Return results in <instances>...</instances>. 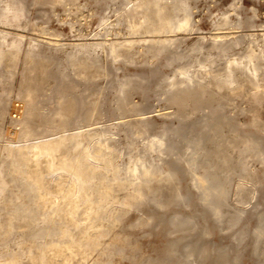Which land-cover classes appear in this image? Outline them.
Instances as JSON below:
<instances>
[{
  "label": "rangeland",
  "instance_id": "374dc122",
  "mask_svg": "<svg viewBox=\"0 0 264 264\" xmlns=\"http://www.w3.org/2000/svg\"><path fill=\"white\" fill-rule=\"evenodd\" d=\"M139 1L141 0H0V29L27 36L23 40L24 44L17 63L11 60L10 53L0 61V259L4 253L19 251L31 243L35 246L37 242H43L46 237L49 241L59 239L58 232L65 227L70 232L73 231L72 233L77 235L75 238L80 239L84 245L75 247L73 254L69 250L63 251L62 254H51L52 264H67L64 262L65 254L74 257L71 264H85V262L86 264H264V233L259 234L257 231V226L262 221L259 214L264 210L263 156L248 154L246 162L250 171L256 169V182L255 185L248 184L246 192L239 188V184L244 180L243 177H248L250 172L243 170V165H240L243 159L239 151L244 145L242 137L262 140L264 149L263 104L258 105L248 86L237 94L225 89L222 90V95L213 97L205 93L200 108L195 110L189 106L190 109H186L188 111L185 112L188 116L182 119L181 109L170 102V92L165 87L166 78L173 77L180 64H189L192 70L200 73L205 72L209 66L222 70L228 59H247L246 55L251 52L252 47L256 52L262 53L264 66V0H187L192 11V25L188 29L176 33L170 32L169 35L146 34L158 38L172 36L174 45L168 51L157 57L153 54L126 53L115 58L109 50L110 41L138 38V35L131 33L128 14L132 6ZM7 3L13 4L18 9V18L8 20L3 17ZM225 21H228V24H224ZM104 29L109 30L110 34L106 35ZM218 33L227 35V40L225 39V42H228L227 47L218 46L220 41L215 40ZM12 36H9V40ZM32 37L39 43V49L46 59L44 68L38 65L32 70L29 62L27 63L26 51ZM96 42L103 44L99 46ZM77 44L88 46L90 44V48L95 45L94 48H97L98 52L96 66L78 70L73 65L70 56L77 52ZM3 48L8 51V44L5 43ZM176 53L183 56L180 61L174 59ZM200 62L205 63L206 68L201 67ZM59 69L68 73L69 78L65 83L60 78ZM32 77H34L32 82L38 86L35 92V105L39 112L53 113L62 94L75 104V110L66 126L58 127L55 132L64 131L65 134H70L87 128L86 130H91L95 138L99 136L107 138L109 135L114 137V145L122 149L123 155L114 160V164L119 168L127 165L130 155L127 151L129 144L135 147L133 153L136 155L146 141L148 142L155 134H160L168 128H180L182 135L174 138L176 145L164 155L162 161L159 160V163H165L170 168L178 170L181 196L176 197L174 184L156 183L158 188L149 191L148 199L134 203L132 207L115 206L117 208L115 213L111 215L108 212L109 215L103 216L105 219L101 217L98 221H101L108 232L102 234L105 237L100 235L94 244H89L90 246L84 243L86 239L80 237L78 232L80 228L77 227V223L90 221L85 207L78 209V214L72 221L64 215H55L57 223L49 230L50 234L46 237L38 236L41 228L47 225L39 219L41 214L37 216V220L25 223L24 219L14 213L16 205L21 202L34 207L30 199L24 195L26 192L24 190L31 180L12 168L11 161L16 159V156L4 147L7 143L5 131H8L11 137L19 126L11 125L12 117H19L21 113L22 103L17 93L31 81ZM124 77L132 78L134 87L128 92V95L130 94L128 100L131 98L129 101L136 108L135 111L125 114L119 111L116 91L117 80ZM19 102L21 105L15 107ZM195 102L196 98H193L189 104ZM94 103L101 104L102 114L100 118L85 125L83 107L87 104L92 106ZM257 106H259L257 114L260 117L256 122L254 109ZM138 108L141 110L138 111ZM209 116L220 118L221 124L215 125V120H212L209 126H205L203 122L210 118ZM224 116L228 117L224 118ZM37 119L40 121L41 116L38 115ZM134 119L149 121L148 131L135 135L128 126V123L134 122ZM1 127L4 128V132L1 131ZM45 132H42L43 136H53L52 132ZM227 137L230 139L227 140ZM197 143L203 148L195 155L199 161L201 160L200 162L205 163V166L218 162L217 172L220 180L226 184V197L206 202L202 198L200 189L193 183L200 174L205 173L204 165L199 164L186 171V163H179L180 160L189 157L191 159L194 156L192 152ZM65 144L66 152L70 147L67 154L69 153L71 157L82 147L80 142L75 144L74 139L66 140ZM233 144L237 146L234 147ZM214 151L218 152L219 157L217 154L211 156ZM187 152L191 155L189 156ZM152 153L150 154L152 158L157 157L156 152ZM221 154L230 155L231 161L227 163ZM55 173L45 171L41 174L44 181L41 191L45 195L48 193L47 196L51 193L60 194L56 187L57 180L59 182L61 176L58 172ZM68 179L70 182L69 177L64 178L65 182L62 181V186L69 184ZM49 185L53 191L50 190ZM253 195L254 198L250 199ZM152 196L155 198L152 199ZM49 207V204L45 205L41 213L48 215ZM216 207H219V213ZM79 211L82 214L79 215ZM240 213L241 217L236 219ZM83 216H86L85 221L82 220ZM8 222L14 225L13 228H9L10 230H7L8 226L6 227ZM122 234H126V241L118 239ZM101 244L108 245L106 249L109 250H103L105 246ZM26 252V250L23 252L24 264H39V262H30Z\"/></svg>",
  "mask_w": 264,
  "mask_h": 264
},
{
  "label": "bare ground",
  "instance_id": "6f19581e",
  "mask_svg": "<svg viewBox=\"0 0 264 264\" xmlns=\"http://www.w3.org/2000/svg\"><path fill=\"white\" fill-rule=\"evenodd\" d=\"M3 17L8 20L16 19L19 17V11L13 4L7 3L6 8H4ZM128 17L130 20L131 33L133 35H138V38L110 41L109 50L112 56L115 58L124 56L126 53L130 55H134L135 53H142L145 55L153 54L157 57L159 54L168 51L174 45V38H171L172 36L158 38V36H146V34H168L170 32L176 33L180 30H186L192 25V11L187 0H141L132 6ZM224 24H228V21H225ZM104 30L106 31V35L110 34L109 30ZM0 33V61H2L7 53H10L11 60H14L17 63L19 59V53L24 44L23 40L27 36L23 33H13L12 31L4 29H0ZM11 35L13 36L9 40V36ZM226 38L227 35H221L218 33V35L215 36V40L220 41L218 42V46L224 45V47H227L226 45L228 42H225ZM5 43H7L9 46L8 51L3 48ZM101 44H103V42H96V45L101 46ZM215 45H217V43ZM76 46H78L77 52L72 54L70 57L73 65L77 67L78 70H85L91 66L97 65L96 63L98 59L96 55L98 52L97 48H94L95 45L92 48H90V44L89 46L87 44H77ZM246 56L247 59H228L225 67L222 70L213 69L212 66L206 68L205 63L200 62L201 67L206 68L205 72L201 73L192 70L191 65L189 64H180L175 70L174 76H169L170 78H166L167 81L165 83V87L170 92V102L176 104L181 109V118L186 119L188 114L185 112L190 109H188L189 106L195 110L198 107L200 108V103L205 93H209L213 97L215 95H222L221 92L225 89L229 90L231 93L237 94L242 92L248 86L249 92L259 103L258 105L263 104L264 106V66L262 64V53L256 52L252 47L251 52ZM182 57L183 56L180 53H176L174 59L180 61ZM26 60L27 63L29 62L30 69L32 70L36 69L38 65L42 68L45 67L46 59L39 49V43L36 42L33 37L31 38V42L26 51ZM59 72L61 80H63L65 83L69 78L68 73L63 69H59ZM32 79H34V77H32L31 81L27 85L23 86L17 93V97L22 103L21 113L19 117H12L13 120L11 125L17 124L19 126L17 127L18 129L12 133L11 137H9L8 131H5L7 143H5L4 147L9 153H13L16 156V159L11 161L12 168L31 180L28 182V186L24 190V192L26 191L24 195L30 199L29 201H31L34 207L27 206L25 202H21L19 205H16L14 213L24 219L25 223H30L33 220H37V216L41 214L39 219H42V222L45 223L44 225H47L43 228L40 227L41 230L38 232V236L46 237L50 234L49 230L53 224L57 223V220L54 217L55 215H64L72 221L76 218L78 209H84L82 207H85V209L88 210L87 218H90V221L88 220V222H86L84 219L86 216H83L82 220H84L85 223H77V227L80 228V231L78 232L81 235L80 237H84L83 240L86 239V242L84 241V243L88 245L94 244V241L98 239L100 235L108 232V230L103 227V224L100 223L101 221H98L101 217L103 218L104 215H109V213L111 215L115 213L117 210L115 206L124 208L132 207L134 203L142 202V200L146 198L148 199L149 191L158 188L156 183L166 182L171 185L174 184L176 189V197L181 196L179 185L180 177L178 170L175 168H170L165 163H159V160L163 159V157H165L164 155H167L169 150H171L174 145H176L174 143V138L182 135L183 133L181 132L180 128H168L163 130L160 134H155L148 142L146 141L143 148L141 147L139 149L140 152L136 155L133 153L135 147L132 144H129L127 146V151H129L130 155L127 165L124 168H119L114 164V160L122 155V149L114 145V137H109V134L107 138H101L100 136L95 138L94 134L90 132L91 130H86L87 128L70 134H65L64 131L57 133L55 132L58 127L66 126L71 114L75 110V104L66 99V97H64L65 95L62 94L53 113L44 114L43 112H39L38 107L35 105V92L37 91L38 86L32 82ZM132 87H134V84L131 77H124L117 80L116 91L118 92L119 111L121 113L125 114L136 110L134 107L135 105L132 106V103L129 101L131 98L128 100V97L130 96V94L128 95V92ZM193 98H196L195 104H189V101ZM21 103H14L15 107L17 105H21ZM258 107L259 106L254 109L255 111L253 110L254 121L256 122L260 117L258 116L259 114H257L259 110ZM186 109L188 110L186 111ZM137 110L139 111L141 108H138ZM101 114V104L94 103L92 106L88 104L84 105L83 123L88 125L90 121L100 118ZM38 115L41 116L40 121L37 119ZM209 117L210 118L203 122L205 126H209L212 120H215V125L219 123L221 124L220 118H211V116ZM227 117L224 116V118ZM144 119H134V122L129 120L130 122L128 123V126L130 127L131 131L133 130L132 132H134L135 135L137 133H144L148 131L150 122ZM3 129L4 128L1 127L2 132H4ZM43 131H46L45 133L52 132L53 136L45 137L42 135ZM193 137L194 136H192V138ZM223 137H225V135ZM227 138V140L230 139L229 137ZM69 139H74L75 144L80 142L82 145L79 152L76 151L77 154H75L73 157H71L69 153L67 154L70 147L66 152L65 142ZM242 139L244 145H242L243 147L239 148V151L242 154L241 156L243 159L242 164L240 165H243V170L246 169L250 171L246 162L248 154L253 153L263 156L262 162L264 163V149L261 144L262 140L257 141L254 138L247 136H243ZM182 141L184 143L183 139ZM216 142L218 143V141ZM189 143L190 142H186V144ZM195 143L196 142H194V144ZM72 145L74 144L72 143ZM236 146L237 145H234V147ZM201 148L202 146L197 143L194 151H191L194 156L191 159L189 157L190 160L186 158L183 161H179V163H186V171H190L193 167L195 168L199 164H205L200 162L201 160L199 161L198 158L195 157ZM151 152H156L157 157L152 158L150 156ZM217 153V151H214L211 156L213 157ZM187 154L189 153L187 152ZM227 154L221 155L226 159L227 163H229L231 158L230 155ZM190 155L191 154H189V156ZM226 161L224 160V162ZM217 165L218 162L216 164H209L206 166L204 165L203 169L205 168V173L200 174L197 177V180H194L193 182L194 185L200 189L202 198L206 202H210L213 199L218 200L220 198L226 197L227 194L226 184L220 180V175L217 172ZM225 165L226 164H224V166ZM45 171L48 173L58 172L60 174L59 176H61V178L59 179L61 181L59 180L58 182L57 180L58 186L56 187L58 188V191L55 189L57 192H60V194L54 195L51 193L50 196H47L48 193L45 195L41 191L44 186V181L41 178V174ZM224 171H226V169ZM256 174V169H251L249 176L245 178L243 177L244 180L239 184V188L243 192L248 190V184L255 185V178L257 177ZM47 177L46 179H48ZM66 177L70 178V182L68 179L69 184L67 186H62V181L65 182L66 179L64 180V178ZM54 182L55 181H53V183ZM48 187L50 188V185ZM46 192H48V190ZM154 192L155 191H153V193ZM154 198L155 197L152 196V199ZM252 198H254V195L250 199ZM47 204L50 205L49 210L46 208L47 211H49L48 215L43 212L41 213L42 208L45 205L47 206ZM216 205L218 206V204H215V206ZM124 208L122 209L124 210ZM216 211L217 213L220 212L219 207H216ZM80 214L82 213L79 211V215ZM241 215V213L237 215L236 219H239ZM259 216L262 218V221L258 224L257 231L259 234H262L264 233V210L259 214ZM119 217L121 216L119 215ZM107 218L108 217H106V219ZM76 222L77 221H75V223ZM7 226V230H10L14 227V225L9 222L6 227ZM91 229H93V231ZM72 232L63 227L58 232L59 239L49 241L47 239L48 237H46L43 242L39 241L41 243L37 242L38 244L35 246L31 245L32 243H29L30 245L24 246L19 251L4 253L0 259V264H24V250L27 251L26 257L30 262H39V264H52L50 256L51 254H62V252L65 250H69L73 254V249L75 247L79 248L84 245L80 239L78 240L75 238L77 235H74ZM32 235L35 234L32 233ZM102 237L105 236L102 235ZM118 239H120V241H126L127 236L126 234H122L118 236ZM107 246H105L103 250H105ZM107 250L109 249L107 248L105 251ZM73 258L74 257L72 255L65 254L64 262L71 264Z\"/></svg>",
  "mask_w": 264,
  "mask_h": 264
}]
</instances>
